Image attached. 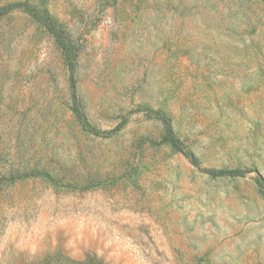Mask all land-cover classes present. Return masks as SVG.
Wrapping results in <instances>:
<instances>
[{
	"label": "rangeland",
	"instance_id": "1",
	"mask_svg": "<svg viewBox=\"0 0 264 264\" xmlns=\"http://www.w3.org/2000/svg\"><path fill=\"white\" fill-rule=\"evenodd\" d=\"M15 2L77 40L83 112L109 135L76 121L54 38L0 19V175L18 177L0 186V264H264V0Z\"/></svg>",
	"mask_w": 264,
	"mask_h": 264
},
{
	"label": "trees",
	"instance_id": "2",
	"mask_svg": "<svg viewBox=\"0 0 264 264\" xmlns=\"http://www.w3.org/2000/svg\"><path fill=\"white\" fill-rule=\"evenodd\" d=\"M20 13L25 14L29 17L31 21L42 27L48 34H50L64 55L68 72H69V90L71 94V112L73 113L79 126L86 132L92 133L94 135H109V132L101 133L92 128L83 112L82 104L80 98L77 94V55L79 52V44L77 40L68 32L59 22H57L49 12L40 6L32 5L28 2H15L0 6V19L5 18L9 15ZM154 118L162 122L164 127V137L163 140L169 144L172 149L176 152L183 153L191 162L192 165L198 167V160L196 157L186 148V146L175 136L170 119L163 113H154ZM120 129L116 128L115 131ZM114 131V132H115ZM111 134V133H110ZM205 173L211 177H243L246 172L244 170H205ZM9 179V180H8ZM18 177L13 174L9 178L0 175V186L5 181H15ZM255 182L259 187V190L264 199V179L257 174Z\"/></svg>",
	"mask_w": 264,
	"mask_h": 264
}]
</instances>
